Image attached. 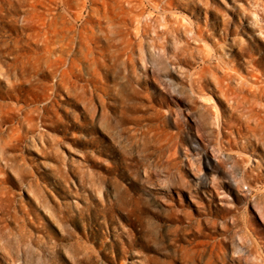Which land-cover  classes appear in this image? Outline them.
I'll use <instances>...</instances> for the list:
<instances>
[{"label": "rangeland", "instance_id": "1", "mask_svg": "<svg viewBox=\"0 0 264 264\" xmlns=\"http://www.w3.org/2000/svg\"><path fill=\"white\" fill-rule=\"evenodd\" d=\"M139 1L0 0V264H264V0Z\"/></svg>", "mask_w": 264, "mask_h": 264}, {"label": "bare ground", "instance_id": "2", "mask_svg": "<svg viewBox=\"0 0 264 264\" xmlns=\"http://www.w3.org/2000/svg\"><path fill=\"white\" fill-rule=\"evenodd\" d=\"M85 1H87V0H85ZM128 1V0H127ZM141 1V0H140ZM139 1V2H140ZM143 2V1H142ZM135 3V2H134ZM137 3V2H136ZM137 5V4H136ZM137 6H139V5H137ZM132 7H134V6H132ZM136 7V6H135ZM256 8V7H258V4L256 3V2H254L253 3V1L252 0H247V6L245 7V9L244 8H241L243 11H245L247 8L248 9H250V8ZM136 9H137V7H136ZM135 8H132V11L133 10H136ZM250 12V11H249ZM253 12V11H252ZM249 13V14H247L246 16V18H247V20H248V23H249V27H251L253 30H254V32H255V35L256 36H258V37H260V38H264V30H263V28L262 27H260L259 26V21H258V16L256 15V14H254V13ZM140 13H142L141 11H140ZM139 13V14H140ZM137 14H138V12H137ZM143 14V13H142ZM142 14H140V15H142ZM136 15V14H135ZM139 15V16H140ZM138 16V15H137ZM144 16V15H143ZM142 16V17H143ZM148 16V15H147ZM148 18V17H147ZM150 19H151V16L149 17ZM135 19H137L138 20V18L136 17ZM149 19V20H150ZM41 22V21H40ZM53 25V24H52ZM194 34V33H193ZM231 79V76L229 75V74H226V76H224L223 77V81L224 82H226L227 83V80L229 81ZM200 83V82H199ZM226 85V84H225ZM220 88H222L223 89V92L224 91H226V92H229L230 91V89H231V86H230V84H228L227 83V85L226 86H222V87H220ZM233 90V89H232ZM234 91V90H233ZM231 93V92H230ZM232 94H237V92L236 91H234V92H232ZM248 176H247V173H245L243 176H242V179L243 180H246V178H247Z\"/></svg>", "mask_w": 264, "mask_h": 264}]
</instances>
